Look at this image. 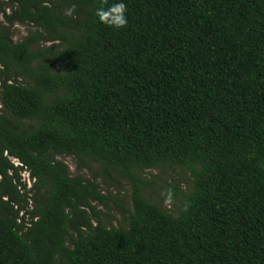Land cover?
<instances>
[{
	"label": "trees",
	"instance_id": "obj_1",
	"mask_svg": "<svg viewBox=\"0 0 264 264\" xmlns=\"http://www.w3.org/2000/svg\"><path fill=\"white\" fill-rule=\"evenodd\" d=\"M113 2L0 0V264H264V0H124L120 29ZM61 157L132 183L125 225ZM162 165L177 215L143 196Z\"/></svg>",
	"mask_w": 264,
	"mask_h": 264
},
{
	"label": "rangeland",
	"instance_id": "obj_2",
	"mask_svg": "<svg viewBox=\"0 0 264 264\" xmlns=\"http://www.w3.org/2000/svg\"><path fill=\"white\" fill-rule=\"evenodd\" d=\"M7 11H9L7 9ZM0 21L2 17H0ZM35 29L30 25H14L11 28V35L14 42H19ZM50 42L41 40L38 44L40 48L47 47ZM32 125L23 122L19 125L21 130H28ZM63 161L72 177L81 176L83 178L94 181L98 186L100 193L106 198L101 205L94 203L98 210L102 212V219L105 223H111L113 226L119 224L125 225L122 219L123 211L131 209V195L133 193L132 183L124 176L117 173H104L98 165L90 164L91 170H77V161L70 157L58 158ZM22 180L27 183V187L31 188L33 180L29 175L22 173ZM138 177L142 180L143 196L150 203L155 204L177 215L184 202V197L191 189V175L188 170L172 165H162L157 169H152L144 173H139ZM171 193V202L166 205L165 200Z\"/></svg>",
	"mask_w": 264,
	"mask_h": 264
},
{
	"label": "clouds",
	"instance_id": "obj_3",
	"mask_svg": "<svg viewBox=\"0 0 264 264\" xmlns=\"http://www.w3.org/2000/svg\"><path fill=\"white\" fill-rule=\"evenodd\" d=\"M127 8L124 0H115L107 7L101 6L95 10V16L97 20L113 29H120L127 25ZM171 202V193H169L168 199L165 200V204L168 205Z\"/></svg>",
	"mask_w": 264,
	"mask_h": 264
}]
</instances>
